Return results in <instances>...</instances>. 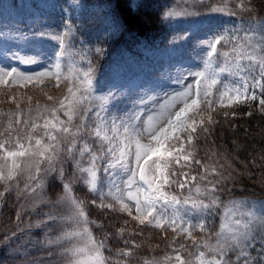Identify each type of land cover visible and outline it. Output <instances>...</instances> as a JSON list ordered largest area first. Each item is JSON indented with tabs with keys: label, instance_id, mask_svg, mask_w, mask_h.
Returning a JSON list of instances; mask_svg holds the SVG:
<instances>
[{
	"label": "snow or ice",
	"instance_id": "snow-or-ice-1",
	"mask_svg": "<svg viewBox=\"0 0 264 264\" xmlns=\"http://www.w3.org/2000/svg\"><path fill=\"white\" fill-rule=\"evenodd\" d=\"M129 2L132 3L133 0ZM203 7H207L210 13H225L224 8L212 7L210 4H205L204 0H200V6L196 10L185 11L181 16L199 17L200 9ZM236 7L242 11H251L250 8H245L244 0H236ZM174 16L171 6L161 13L162 20H171ZM191 22L205 23L203 20ZM127 23L125 22V25ZM207 24V34L203 38L197 37L195 33L186 37L193 40L194 47L195 39L201 40L204 67L202 70L189 69L176 77L177 83L189 78H192L193 83L186 84L182 91L170 97L171 103L166 102L162 106L166 115L161 114L159 123H153L158 119L154 115H148L146 121H141L149 101L148 95H142L139 90L135 93L126 90L124 85L115 82L106 84L96 81L95 69L89 60L88 67L82 71V75L75 77L82 86V95L78 98L76 96V92L81 91V88L76 91H73L71 86L68 88L73 101H70L69 108L64 112L68 117L67 123L59 120L55 116L56 110L53 109V118H46L42 125L33 123L29 129L34 133L37 128L42 127L44 130L42 135L26 136L24 139L27 140V144L18 137L16 150H5L7 141H0V150H4V155L0 156V160L4 161L0 163V185H3L0 199H3L13 186L19 192V178L24 176L26 179L23 191L28 194L37 193V198L42 201L44 178L57 172L56 165L63 151L72 159L88 191L97 197L90 201L92 205L100 209L127 213L142 226L159 229L165 236L171 231L177 236L184 235L187 241H191V248L184 243L176 247L173 242L170 245L173 247L172 254L165 257L168 264H264V236L257 240L253 235L257 214L249 212L237 218L236 202H233L225 213V221L216 232L214 242H209L207 239L197 240L194 236L196 231L208 235L206 217L211 214L213 208L219 206L218 185L228 178L222 165L219 168L215 165L209 167L195 158L194 141L198 140L201 134H209L212 126L218 123L212 118L218 107H232L250 100L258 101L261 111H264V30L253 35L245 33L241 38L231 34L226 35L222 25L212 20H208ZM39 35L57 42L58 50L52 54L55 63L46 71H34L28 74L18 67L11 66L10 62L41 65V61L47 55L42 46L37 43L34 45V50L26 52L5 48L0 50V84L24 87L28 83H35L39 86L45 79H49L56 80L58 87L60 80L69 79V76L62 73L61 60L70 46L66 38L71 36V31L53 35L41 32ZM229 44L231 48L225 50ZM95 52L98 56L105 55L101 47H96ZM213 58H223L221 73L239 75L242 81L240 87H225L224 91L217 89L218 96L213 92L220 83L219 74L208 71L214 62ZM6 61L9 63H5ZM248 78H251V82ZM159 86L140 85V88L146 89L148 93L153 94V98H156L154 88ZM104 89H107V93L97 97L101 105L94 113L96 123L88 133L90 138L96 141L94 150L87 140H78V137H82L89 127L85 124V120L88 119L87 112H91L92 109L87 108L75 130L71 122L79 103L91 99L94 93ZM257 89L260 92L259 97ZM209 97L213 98L209 99ZM128 101L132 103L123 109L121 115H113L111 109L120 112L118 104L127 105ZM177 103L181 105L178 109ZM109 104L111 108L108 107ZM61 107H64L63 101ZM224 115L226 118L229 115L234 118L236 113L225 112ZM16 123H20L19 118ZM25 124L27 125V122ZM12 127L10 123L8 128ZM144 139L148 142H143ZM64 143L67 147L62 146ZM78 143L81 144L80 147H77ZM100 164L103 165L105 173L110 169L119 168L120 172L124 173L122 178L124 187L121 188L115 183L117 173L113 172L109 181L111 187L105 193L99 177ZM192 164L199 165L202 174L191 175L188 169ZM58 175L62 181L63 194L57 203H63L67 211L62 216L45 213L42 219L37 220L35 227L45 231L56 224L62 227L61 232L54 239L49 238L42 242L47 248L48 259H41L39 264H54L57 256L61 258L60 264H112L110 256L105 255L106 250L111 253V249L107 248L106 240H97L90 228L92 224L101 228L103 225L89 220L84 201L75 197L71 181L64 182L63 167L59 168ZM209 176L215 179H209ZM200 181L205 183L201 184ZM173 187L175 190L170 191ZM126 201H131L132 204ZM180 206H188L183 215L179 214ZM170 208L171 213L168 212ZM189 213L196 217L195 222L189 218ZM16 219L20 220L19 214ZM123 232L124 229L119 230L124 245L131 243L132 246L117 250L116 264H133L134 249L142 245L124 239ZM139 234L142 233H133V235ZM13 236H15L14 232ZM10 239L5 235L0 239V243L8 242ZM184 252L188 253L189 258L185 257ZM229 253H233L234 258ZM144 264H149V261L146 260Z\"/></svg>",
	"mask_w": 264,
	"mask_h": 264
},
{
	"label": "rangeland",
	"instance_id": "rangeland-1",
	"mask_svg": "<svg viewBox=\"0 0 264 264\" xmlns=\"http://www.w3.org/2000/svg\"><path fill=\"white\" fill-rule=\"evenodd\" d=\"M219 1V0H216ZM245 4H249L251 0H244ZM205 4H210L212 7H221L225 9L224 14L210 13L209 9L205 14L199 17H182L181 14L185 11H194L200 5V0H171V10L175 14L171 20L164 19L163 31L159 34L153 43L145 44V42H124L118 45L114 51L107 49L106 41L111 36L117 33L122 27L120 18L111 12L110 5H99L95 3H86V0H0V50L5 48L21 52L34 50V45L39 43L44 52L47 54L45 59L41 61V65H24L17 61H11V66L18 67L21 71L31 74L34 71H46L55 60L52 54L58 50V45L55 40L42 38L39 33L62 34L68 30L71 31V36L66 40L69 43V48L65 52L63 60H61V70L63 75L69 76L68 80H60L57 87L56 80L45 79L42 84L37 86L35 83H28L24 87L0 84V107L6 106L11 113L6 116L8 119L2 124L0 128V141H7L5 150H16L15 144L17 138L27 144L24 139L28 135L40 136L43 134V128H37L34 133L29 129L33 123L42 125L46 118H53V109H55V116L59 120L67 123L68 117L64 112L69 108L70 101L73 97L68 92V88L73 87V91L81 88V91L76 92L77 98L82 95V86L79 81L75 79L77 75H82V71L88 67V61L91 60L95 69L96 81H100L98 75L105 73L109 68L112 70L107 73V84L118 83L124 85L126 90H132L134 93L139 90L142 95H148L149 101L145 106L144 115L141 121H146L148 115L157 116L158 119L153 123H159L161 114L166 115L165 109L162 107L167 103H171L170 97L182 91L186 84L193 83L192 78L188 80L176 82V77L182 72L189 69L202 70L203 69V53L201 51V40L195 39V47L192 39H186L195 33L197 37L203 38L207 34L208 20L222 25L225 34L232 36L243 37L245 33L249 35L256 34L264 30V20H247L236 17V15L227 14L232 8H226L221 5V2H214L212 0H204ZM169 8V7H168ZM168 8L166 10H168ZM247 14L255 13L254 9L251 11H244ZM233 13V12H232ZM192 20H203L205 23H192ZM190 30V31H186ZM27 37V39L25 38ZM98 37H102L98 39ZM114 39V37H113ZM96 47H101L105 53L103 56H98L95 52ZM229 44L225 50H229ZM199 53V55H198ZM214 62L209 67L208 71H215L219 74L220 83L216 85L213 92L218 96L217 89L224 91L225 87L235 88L240 87L242 81L238 74L229 75L227 72L221 73L220 68L224 65L223 58H213ZM9 63V62H5ZM109 69V70H110ZM54 70V69H53ZM71 70V71H70ZM251 82V78H248ZM140 85H160L154 88V96L141 89ZM257 96H260L259 89L256 90ZM107 92L97 91L89 100H83L76 107L73 114L71 126L73 130L79 126L81 117L86 112L87 108H91V112H87L88 119L85 124L88 129L82 137L78 140H87L96 149V141L90 138L89 132L95 125L96 120L94 113L100 109L101 101L97 97L106 94ZM52 97V99H49ZM67 97V99H65ZM213 97H209L212 99ZM61 101L64 102V107H61ZM258 101H244L232 107L217 108L213 113V120L217 118H224L222 110L227 108L228 111L235 112V117L245 116V113H252L254 103ZM131 101L126 104H118L120 112L111 109L113 115H121L126 106L131 105ZM17 105L19 107H17ZM245 105L247 107H244ZM181 105L176 104L178 109ZM111 108V104L108 105ZM260 107V106H259ZM239 109L245 112L239 113ZM239 114V115H238ZM234 117V118H235ZM19 118L20 123L16 120ZM111 119V118H109ZM225 119H233L229 115ZM27 122V125L25 124ZM119 122V121H117ZM12 124L11 129L8 128ZM69 140L71 137L68 138ZM143 142L147 143V139ZM174 142V141H173ZM196 143V141H194ZM63 147H67L64 143ZM81 144L78 143L77 147ZM189 147L188 145H185ZM196 149V147H195ZM134 151V145L132 146ZM201 153V152H200ZM204 154V153H203ZM4 155V150H0V156ZM175 155V153H174ZM205 165L209 167L215 165L218 168L222 165L223 171L228 176L227 184H230L235 175L239 174L237 170V155L232 150L219 149L217 147L204 154ZM60 161L57 163V172L51 173L44 178L45 187L43 189V200L37 198V193L28 194L23 191L26 177L19 178L20 190L17 191L13 186L12 190L5 194L3 199H0V233L2 230L10 228L14 225L20 226L18 235H22V246L17 243V246L11 245L10 248L0 247V264H39L41 259L47 260V248L42 245V242L55 238L62 230L61 225L56 224L50 230L45 231L42 228H36L35 224L38 219H42L45 213H53L62 216L67 209L63 203H57L60 196L63 194L62 181L59 178L58 170L64 169V182L71 181L73 193L76 198L83 200L85 209L88 212L89 220L96 221L97 224H102L103 227H97L96 224L90 225L93 235L97 240L105 239L107 248L111 249V253L105 251L106 256H110L112 264H116L117 250L124 247H131V243L124 245L120 238L119 230L124 229V239L135 241L141 247L134 249V256L132 258L133 264H144L147 260L149 264H168L165 260L167 255H171L173 247H178L181 243L186 244L189 248L192 247L191 241H187L184 235L177 236L176 233L168 231L166 236L159 229L148 227L147 225H140L138 221L133 220L127 213L120 211H110L108 209H100L90 203L91 200L97 197L88 191L87 186L80 179V173L75 169L72 159L67 157V153H60ZM77 158L78 154H77ZM155 159V157H154ZM0 163L4 161L0 160ZM86 163V160L84 161ZM151 163V162H150ZM183 163V161H182ZM101 171L99 177L102 182V190L107 193L111 187L109 181L112 178L113 172H116L115 183L124 187L123 176L119 168L110 169L108 173L103 171V165H99ZM179 170V169H177ZM191 175H198L196 172H202L199 165L192 164L188 169ZM214 178V177H213ZM224 181V180H223ZM201 184L205 183L200 181ZM3 190V185H0V191ZM175 190L170 189V191ZM40 190H38L39 192ZM220 193H217L219 196ZM220 199V198H219ZM225 200V199H224ZM130 205L131 201H126ZM224 201L220 199L219 209ZM236 202L238 207L235 210L237 218L242 217L245 213L255 212L257 214V221L254 224L255 231L253 235L257 240L264 236V219H260L264 215V200L259 199H240L228 203L225 209L218 210V207L213 208L210 215L206 217V221L215 220L220 213V226L225 221V213L228 208ZM15 203L16 212L14 216L9 217L8 207ZM119 205H117V208ZM188 206H180L179 214L183 215ZM171 213L172 209H168ZM17 214L20 215V220L16 219ZM133 210V215H135ZM189 218L196 221V217L188 214ZM10 218V219H9ZM12 222V223H11ZM5 226V227H4ZM219 228L216 230L219 231ZM21 230V232H20ZM208 230V229H207ZM216 232L208 230V235L199 231L194 232L197 240H209L214 242ZM133 233H142L133 235ZM5 236L4 232L1 239ZM5 243V242H4ZM11 243V242H10ZM19 244V245H18ZM38 252V257H32L29 254ZM186 258L188 253H183ZM7 256H13L12 262L7 260ZM21 255L22 259L18 262ZM234 258L233 253H229ZM25 257V258H24ZM60 257H56L54 264H60Z\"/></svg>",
	"mask_w": 264,
	"mask_h": 264
},
{
	"label": "trees",
	"instance_id": "trees-1",
	"mask_svg": "<svg viewBox=\"0 0 264 264\" xmlns=\"http://www.w3.org/2000/svg\"><path fill=\"white\" fill-rule=\"evenodd\" d=\"M95 2L99 5H110L111 12L115 13L122 22L120 30L106 41L108 42L106 43V47L109 51H114L118 45L120 46L124 42H152L163 31L164 20L161 18V13L166 11L171 4V0H133L132 3L129 0H86L88 4ZM214 2H221V5H224L227 9L232 8L230 12L235 13L238 18L254 21L264 20V0H251L249 4H245L246 9L255 10V13L252 14H247L236 7V0H212V4ZM117 4H119L118 7ZM207 10V7L200 9L202 13H205ZM125 22H128L127 25H125ZM109 69L105 73L98 75L100 81L106 84L107 73L111 71ZM104 91L107 92V89H104ZM242 106L247 107L245 105ZM221 110L222 115L225 112L231 113L227 108ZM252 110L251 115H248L246 112L245 116L235 117L230 120L225 119L226 117L222 119L217 118L215 121H218V123L212 126L211 132L206 135L201 134L196 143H194L196 147L195 158L202 162H206L204 154H208V151L215 147L219 149H223L224 147L227 150L234 151L237 155L236 164L238 165L237 170L239 174L235 175L230 184H227L228 180H224L218 185L220 188L218 192L220 193L219 198L224 201L220 209L218 206V210L220 211L225 209L229 205L228 203L232 201L240 199L264 200V111H261L257 102L254 103ZM9 112L11 113L6 106L0 107V128L5 120L8 119L6 116ZM243 112L245 111L239 109V113L243 114ZM0 131L2 132L1 129ZM196 174H202V172L199 171ZM209 179L215 178L209 176ZM11 205L12 207H8L7 210L9 217H13V212L17 210L15 203ZM260 219L263 220L264 215ZM220 221L219 213L216 219L207 225V229L216 232L220 226ZM12 225V227L5 229V231H1L0 239L3 232L11 239L8 242L0 243V247L10 248L11 245L16 247L17 243L20 244H18L19 246H22L23 239H20L22 235H18L20 226L16 227V225ZM0 227L2 228V226ZM13 232L15 236H13ZM38 254V252H35L29 255L38 257ZM18 256V260L14 259L13 262H18L22 259L21 255ZM5 257L12 262L13 256L5 255Z\"/></svg>",
	"mask_w": 264,
	"mask_h": 264
}]
</instances>
